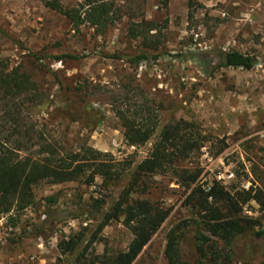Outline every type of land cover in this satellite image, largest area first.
I'll use <instances>...</instances> for the list:
<instances>
[{
  "label": "rangeland",
  "instance_id": "1",
  "mask_svg": "<svg viewBox=\"0 0 264 264\" xmlns=\"http://www.w3.org/2000/svg\"><path fill=\"white\" fill-rule=\"evenodd\" d=\"M53 1L0 0V65L10 71L21 67L49 96L43 107H28L31 121L45 126L49 140L67 151L88 147L112 155L121 178L37 187L33 206L0 216V264H75L94 238L89 247L94 257L127 250L133 236L123 220L101 225L163 129L179 121L192 126L188 134L197 140L200 135L203 148L179 162L178 170L201 176L189 189L172 171L135 187L128 202L149 201L170 210V216L134 264H167L168 235L180 228L200 232L215 251L223 249L206 230L202 208L215 182L228 195L209 203L223 219L234 217L238 194L253 189L262 204L249 203L241 215L264 231V0H57L83 18L89 1L108 7L105 26L78 28L46 7ZM227 51L254 56L259 65L251 71H215V56ZM135 52L158 59L131 67L125 57ZM201 53L213 58L198 59ZM67 56L82 59L55 60ZM126 95L132 100L125 105L130 114L142 108L159 119L155 137L140 148L126 144L114 112V102ZM197 188L205 194L188 203ZM49 197L55 204L46 201ZM82 236L75 252H65L63 242ZM250 242L239 245L232 264H264L263 250L252 263L243 261ZM181 245L185 264H198L194 240L187 236Z\"/></svg>",
  "mask_w": 264,
  "mask_h": 264
},
{
  "label": "trees",
  "instance_id": "2",
  "mask_svg": "<svg viewBox=\"0 0 264 264\" xmlns=\"http://www.w3.org/2000/svg\"><path fill=\"white\" fill-rule=\"evenodd\" d=\"M46 7L70 19L77 28L84 23H90L92 27H103L108 23L109 9L106 5H95L89 1L84 18L77 11L65 10L57 0L47 2ZM210 55L201 53L196 57L204 59ZM215 58L218 61L215 71L222 69L251 71L259 65L256 57L237 51L217 53ZM65 59L79 61L82 58L77 56L55 58L61 63H64ZM125 59L131 67H139L158 58L150 57L144 52H135L133 55L126 56ZM48 98L49 96L28 73L22 71L21 67L10 71L8 67L0 65V216L8 215L15 210L25 211L33 206L35 189L42 184L60 186L81 181L82 184L91 186L97 178L104 181L121 178L116 170V160L112 155L88 147L80 149L79 153L67 151L61 142L48 139L44 125L41 127L38 122L31 121L29 109L43 107ZM131 101L126 95L114 102L116 104L114 112L124 131L126 144L132 148H140L155 137L160 123L158 116L150 110L140 108L130 114L129 109L125 110V105ZM84 107L90 111L88 105L85 104ZM85 113L87 111H84ZM71 114L75 115L73 112ZM70 119L75 120L74 117ZM191 128L189 123L179 121L163 129L159 142L149 156L137 166L126 195L106 214L101 229L108 227L114 221L123 220L124 227L132 234L133 239L127 250L118 252L106 250L104 255L94 257L89 255V247L96 240L94 238L79 254L75 264H134L136 262L168 220L170 210L157 207L149 201L128 202L127 199L143 179L152 180L157 175H166L168 171H172L182 181L183 187L188 189L198 182L201 172L178 170L179 162L203 148L200 135L197 140L195 136L188 134ZM4 133L7 135L4 136ZM34 149L37 150L33 152ZM253 193V189L242 190L238 194L241 202L233 204L234 217L223 219L220 210L211 207L209 203V199L217 201L223 195H228L224 188L215 182L209 193L205 195L202 208L207 215L206 230L223 243V249L215 251L214 248L207 247L210 240L200 232H186L185 228H177L178 230L172 231L167 238L166 263L185 264L182 259L181 244L187 236L194 240V247L200 253L198 264H206L209 259L210 264H232L234 256H237L239 245L245 239L251 238L250 244L244 249L242 259L245 263H252V259L259 256L262 250L264 252V231L256 230L255 220L241 215L244 206L249 203L262 204L259 195H253ZM198 194L204 195L205 191L201 188L195 189L188 198V203L192 204ZM46 201L55 204L56 199L49 197ZM97 203L101 210L104 202ZM82 238L83 236L70 238L61 246L65 252L73 253L80 245ZM260 262L261 260L258 264Z\"/></svg>",
  "mask_w": 264,
  "mask_h": 264
}]
</instances>
